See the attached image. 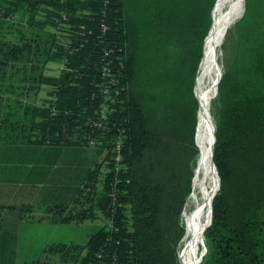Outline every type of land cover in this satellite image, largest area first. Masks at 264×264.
Segmentation results:
<instances>
[{"label": "trees", "instance_id": "trees-1", "mask_svg": "<svg viewBox=\"0 0 264 264\" xmlns=\"http://www.w3.org/2000/svg\"><path fill=\"white\" fill-rule=\"evenodd\" d=\"M219 1L0 0V140L90 146V134L106 150L107 168L102 174L95 164L70 204L17 207L25 224H40L42 213L63 227L96 223L84 227V242L60 235L41 248L42 257L15 259V235L1 228L3 212L15 207L0 205V264H55L51 257L60 264H180L195 73ZM242 3L232 58L216 80L209 162L218 189L201 230L200 264H264V0ZM53 60L59 72L46 75ZM104 65L112 72L103 79ZM111 76L118 88L112 113L92 130L85 122L97 115L98 84ZM41 86L48 91L38 104Z\"/></svg>", "mask_w": 264, "mask_h": 264}, {"label": "crops", "instance_id": "crops-1", "mask_svg": "<svg viewBox=\"0 0 264 264\" xmlns=\"http://www.w3.org/2000/svg\"><path fill=\"white\" fill-rule=\"evenodd\" d=\"M47 91L48 88L43 90ZM37 97L38 104H42L40 100L44 98L40 92ZM103 159L98 147L8 144L0 140V205L15 207L3 212L1 228L15 235L16 260L42 257L39 253L45 244L61 241V236L54 237V233L63 227L54 223L47 213L40 214V224H25L20 221L21 212L17 207L70 204L76 189L95 164L101 162L102 174L106 172ZM79 226L91 230L96 223L84 221ZM50 259L60 264L56 257Z\"/></svg>", "mask_w": 264, "mask_h": 264}, {"label": "rangeland", "instance_id": "rangeland-1", "mask_svg": "<svg viewBox=\"0 0 264 264\" xmlns=\"http://www.w3.org/2000/svg\"><path fill=\"white\" fill-rule=\"evenodd\" d=\"M242 9V0L222 1L220 25L213 34V42L208 52L205 45V40H207L206 38L208 35L205 37L204 54L195 73L193 92L197 99V112L196 123L193 129L194 145L192 147L188 146L187 148L189 149L187 163L191 169L190 190L183 200L178 218L179 225L184 229V233L179 239L177 248L180 264H200L203 256L202 250L204 241L201 230L204 223L210 217L211 199L218 187L215 174L210 167L209 159L208 167L210 173H208L206 178L204 176L205 167L201 161V146H208L210 154L212 148L211 134L213 124L215 125L214 103L216 96V80L232 58L234 50L233 23L241 14ZM60 67V61H49L44 73L46 75H55ZM46 88H48V86H44L45 90ZM44 89L40 90V96L46 98L47 92H43ZM202 99L205 100L206 104V121L199 125ZM81 147L95 148L97 146L90 145ZM100 151L104 158L106 150L102 149ZM206 195H208L209 201L203 204ZM200 212L201 215L199 216ZM84 227L85 226L79 228L64 226L61 230H57L54 233V237L62 235L63 238H67L66 241L73 240L82 243L86 238L84 236V232L86 231Z\"/></svg>", "mask_w": 264, "mask_h": 264}, {"label": "built area", "instance_id": "built-area-1", "mask_svg": "<svg viewBox=\"0 0 264 264\" xmlns=\"http://www.w3.org/2000/svg\"><path fill=\"white\" fill-rule=\"evenodd\" d=\"M3 14H4V11L2 10L0 6V18L2 17ZM14 16L15 15H8L7 18L12 19ZM103 29H106V27L103 26ZM110 52H111L110 49L106 50L105 55H108ZM111 72L112 70L110 69V67L107 65H104L102 72H101L102 78L104 79L105 77L110 76ZM111 85L115 87V89L113 90L114 92H112L111 90V87H110ZM98 86L100 88L101 100L98 105V109L95 111L97 115L95 118L88 119L85 122V124L89 126L92 130H100L104 128V125H105L104 122L107 121V119L110 117V114L112 113V110H113L112 103L114 101V98L118 94V88L116 86L115 76H111V78L107 81L106 79L103 80L101 83L98 84ZM84 138L87 139L89 145L91 146L93 145L94 138L90 134H85ZM121 146H122V139L117 138L116 145L113 148L114 164L117 170L122 168V163L120 162L121 161Z\"/></svg>", "mask_w": 264, "mask_h": 264}, {"label": "bare ground", "instance_id": "bare-ground-1", "mask_svg": "<svg viewBox=\"0 0 264 264\" xmlns=\"http://www.w3.org/2000/svg\"><path fill=\"white\" fill-rule=\"evenodd\" d=\"M222 1L223 0H220L217 7H216L215 20H214L215 22L213 24V27H212L210 34H209V36L206 40V43H205L206 48H207V52H208V50L211 47V44L213 42V34L215 33V31L217 30V28L220 25V11H221ZM205 110H206L205 100L202 99V107H201V111H200V120L198 122L199 125L205 123V121H206V111ZM208 159H209V147L208 146H201V161L205 167V173H204L205 178L208 176V173H210L209 167H208L209 166ZM208 201H209V197H208V195H206L203 204H206ZM200 215H201V212L199 213V216Z\"/></svg>", "mask_w": 264, "mask_h": 264}, {"label": "water", "instance_id": "water-1", "mask_svg": "<svg viewBox=\"0 0 264 264\" xmlns=\"http://www.w3.org/2000/svg\"><path fill=\"white\" fill-rule=\"evenodd\" d=\"M219 77V76H218ZM218 79V78H217ZM204 244V243H203ZM202 254H204V252H205V246H203V250H202Z\"/></svg>", "mask_w": 264, "mask_h": 264}]
</instances>
